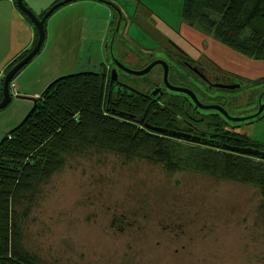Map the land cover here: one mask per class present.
<instances>
[{
  "label": "rangeland",
  "instance_id": "rangeland-1",
  "mask_svg": "<svg viewBox=\"0 0 264 264\" xmlns=\"http://www.w3.org/2000/svg\"><path fill=\"white\" fill-rule=\"evenodd\" d=\"M114 1L129 18L127 37L145 47L153 45L147 32L158 38L169 34L184 45L170 25L189 39L202 40L205 51L230 73L249 81L264 74V61L249 59L181 24L184 0ZM60 7L51 13L52 22L64 14L57 11ZM108 8L110 17L103 27L86 23L64 29L58 54L52 48V56L41 53L29 65L34 81L40 77L42 83L45 75L40 74L49 62L52 66L46 72L55 79L80 71H106L107 63L101 68L99 64L104 61L112 17ZM12 20L0 12V44L9 41L18 27ZM15 83L16 78L10 84V103L0 109V139L33 105L28 97L34 94L16 97ZM40 83L33 90L38 94L47 87L40 88ZM241 132L264 143V118ZM28 211L25 245L52 249V264H264V197L257 187L192 171L167 172L143 159L126 160L91 148L72 153L39 186Z\"/></svg>",
  "mask_w": 264,
  "mask_h": 264
},
{
  "label": "trees",
  "instance_id": "trees-1",
  "mask_svg": "<svg viewBox=\"0 0 264 264\" xmlns=\"http://www.w3.org/2000/svg\"><path fill=\"white\" fill-rule=\"evenodd\" d=\"M181 21L236 53L264 61V0H184ZM36 38L35 30L34 43ZM30 49L15 57L4 74ZM10 94L13 97L11 88ZM124 97L126 104L110 99L107 105L103 70L60 76L36 97L29 115L0 139V264H52V249L25 245L23 224L39 186L64 165L68 155L84 149L102 150L126 160L143 159L167 172L192 171L238 181L257 187L264 197V159L218 150L208 139L188 143L150 130L144 123L173 128L168 120L171 114L162 110L151 113L152 104L139 94ZM112 107L143 120L118 115L111 112ZM219 141L233 146H257L246 138Z\"/></svg>",
  "mask_w": 264,
  "mask_h": 264
},
{
  "label": "flooded vegetation",
  "instance_id": "flooded-vegetation-1",
  "mask_svg": "<svg viewBox=\"0 0 264 264\" xmlns=\"http://www.w3.org/2000/svg\"><path fill=\"white\" fill-rule=\"evenodd\" d=\"M100 1L112 9L114 16L119 12L123 15L121 19L125 18L123 24L118 21L116 26L113 21L109 25V40L106 41L103 54L108 66L106 71L103 70L107 83V105L110 99L126 104L128 100L124 94H139L152 104L149 107L152 109L151 113H160L162 110L171 114V117L167 116L173 128L168 129L199 138L195 141L183 139L185 142L196 143L208 139L211 140L209 144L218 147V150L232 152L223 147L227 144L221 143L219 138H235L236 141L246 138L248 142L257 145L251 147L264 151V143L252 140L248 134L241 132L243 127L251 126L264 118V74L249 81L248 77L230 73L226 67L216 63V57L205 51L202 40L189 39L170 25L168 29L171 33H177L184 45L176 44L168 33V36L158 38L147 32L153 45L145 47L137 40L127 37L129 18L120 10V6L114 0ZM145 10H148L146 4ZM115 26L118 27V32L115 31ZM166 44L169 46L166 47ZM133 60H138L135 63L137 65L130 63ZM115 61L134 70H142L154 62L157 64L145 75L135 76L122 71L115 65ZM164 66L167 67V83L164 80ZM112 69L116 71L117 79L110 83ZM170 86L189 89L197 100L185 92L173 91ZM261 105L259 115L248 119V116L257 113ZM172 108H176V111ZM111 112L126 113L115 107L111 108Z\"/></svg>",
  "mask_w": 264,
  "mask_h": 264
},
{
  "label": "crops",
  "instance_id": "crops-1",
  "mask_svg": "<svg viewBox=\"0 0 264 264\" xmlns=\"http://www.w3.org/2000/svg\"><path fill=\"white\" fill-rule=\"evenodd\" d=\"M14 1L15 0H0V12H5L6 14H8L13 18L12 21H16L18 25V27L13 30L15 32L13 36L10 37L9 41L4 44H0L1 79L6 66L23 51L31 48L35 40V30L33 29L32 24H30L17 10ZM36 1H38V4L36 3ZM57 1L60 0H53V2ZM27 2L31 7L29 5L28 6L34 13L37 12V10H41L42 12L53 3L52 0H27ZM57 11H61L64 14H61L60 18L54 20L53 22L52 14L46 19L45 42L42 49L15 76L16 83L14 86V90L17 94L16 97L19 95L25 97V95L23 94H34V96L32 97H39L40 94L36 93L37 91L33 90L35 89L34 85L41 82V78L37 77V79L34 81L35 77L33 76V74H31L32 72L28 71V67L29 65H31L32 61H34V59L41 53L44 54L48 52L50 56H52V48L55 56L58 54V51L60 50L59 40L61 39V36H63L62 33L64 29H68L70 27H84L86 23H90L95 28L98 24L103 27L107 24L110 17V10L108 8V5L101 2L100 0H71L70 2L60 7ZM95 11L100 12L106 19L102 16H99L97 13L94 14ZM87 14L88 16L91 14L93 17L87 18ZM104 63L105 61L99 64L100 68ZM51 66L52 62H49L48 67L41 72L40 75L45 76L42 83H40V88L46 87L52 80L56 78V76L52 75V73L46 72L51 69Z\"/></svg>",
  "mask_w": 264,
  "mask_h": 264
},
{
  "label": "water",
  "instance_id": "water-1",
  "mask_svg": "<svg viewBox=\"0 0 264 264\" xmlns=\"http://www.w3.org/2000/svg\"><path fill=\"white\" fill-rule=\"evenodd\" d=\"M67 1H71V0H60L57 1L55 3H53L50 8H48V10L43 14V16L38 17L37 14H35L30 8L27 7V5L24 3L23 0H15V5L17 6V8L28 18V20L30 21V23L34 26L36 32H37V38L35 43L33 44V46L31 47V49L26 53L25 56H23L20 60H18L14 65L11 66V68L2 76V83H1V98H0V109L5 108L11 101L12 96L10 94V88H9V84L11 82V80L13 79V77L16 75V73H18V71L23 68L26 64H28L33 57L40 51L41 46L45 40V28H44V22L46 17H48L53 10L55 9V7H57L58 5H61ZM121 17H123L122 13H117L116 16H114V14L112 13V17L110 20V25L112 24V22H115V25L117 26V22L118 21H122V24L125 21L121 19ZM119 23V22H118ZM121 25V23H120ZM115 26V27H116ZM115 31L118 32V27L115 28ZM109 35L106 36V40H105V46H106V41L109 40L108 39ZM115 39V37L113 36V40ZM157 62H154L152 64H150L149 66H147L146 68L142 69V70H134L132 68L126 67L124 66L122 63H120L119 61H115V65L120 68L122 71L131 74V75H135V76H143L146 73L149 72V70L156 65ZM164 80L166 81V74H167V67L164 66ZM117 79V73L114 69H112L110 71V76H109V81L110 83L112 81H115ZM167 83V81H166ZM170 89H172L173 91H178V92H185L186 94L190 95L193 97V99L196 101L197 99L195 98V96L193 95V93L186 88L183 87H171ZM30 99L33 104H35L36 102V97H30L28 98ZM107 107V106H106ZM207 108V106H205ZM211 107H215V106H208V108ZM34 106L32 105L31 109L29 110V112L26 114V116L24 117V119L29 115V113L33 110ZM262 110V105L259 107L257 113H255L252 116H248V119H251L250 117H257L260 113V111ZM224 111V110H223ZM225 115H227V113L224 111ZM119 115H123L126 116L132 120H136L141 122L143 119L139 116L136 115H132L129 113H124V112H118ZM232 119V118H231ZM246 119V118H245ZM258 119V118H255ZM235 120V118H234ZM144 127L150 129V130H154L160 133H165V134H169L173 137L176 138H181V139H185V140H198L199 138L197 137H192L189 134L186 133H182L180 131L177 130H173V129H168V128H163V127H157V126H151L147 123H144ZM224 148L230 150V151H234V152H238V153H246V154H250V155H255L258 156L261 159H264V151L263 150H259L256 148H253L251 146H246V147H239V146H231V145H223Z\"/></svg>",
  "mask_w": 264,
  "mask_h": 264
},
{
  "label": "bare ground",
  "instance_id": "bare-ground-1",
  "mask_svg": "<svg viewBox=\"0 0 264 264\" xmlns=\"http://www.w3.org/2000/svg\"><path fill=\"white\" fill-rule=\"evenodd\" d=\"M64 4H65V3H64ZM62 5H63V4H62ZM60 6H61V5H60ZM60 6H59V7H60ZM45 20H46V19H45ZM33 29H34V26H33Z\"/></svg>",
  "mask_w": 264,
  "mask_h": 264
},
{
  "label": "built area",
  "instance_id": "built-area-1",
  "mask_svg": "<svg viewBox=\"0 0 264 264\" xmlns=\"http://www.w3.org/2000/svg\"><path fill=\"white\" fill-rule=\"evenodd\" d=\"M13 92H15V90H13ZM13 94V93H12Z\"/></svg>",
  "mask_w": 264,
  "mask_h": 264
}]
</instances>
